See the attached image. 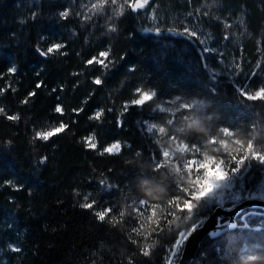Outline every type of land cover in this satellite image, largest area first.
I'll list each match as a JSON object with an SVG mask.
<instances>
[{
  "label": "trees",
  "instance_id": "16d2710c",
  "mask_svg": "<svg viewBox=\"0 0 264 264\" xmlns=\"http://www.w3.org/2000/svg\"><path fill=\"white\" fill-rule=\"evenodd\" d=\"M93 2L0 0V87L11 85L0 95V107L20 117L0 114V264H166L177 231L191 220L152 231L146 242L131 231L139 200L163 208L180 194L176 175L155 169L162 144L147 131L151 124L212 156L223 149L210 139H228L231 147L232 139L246 143L249 134L264 151V102L239 94L241 85L254 89L264 83V0H152L135 13L125 8L123 15L110 7L89 12ZM65 10L67 19L59 15ZM157 27L162 36L144 32ZM185 28L199 38L183 34ZM200 32L213 38L215 52L204 51ZM53 43L64 47L48 56L37 51ZM105 50L107 69L86 63ZM12 66L17 71L8 74ZM97 77L101 85L94 84ZM138 87L157 95L121 115ZM25 98L28 103H21ZM193 100L201 105L180 107ZM57 104L63 115L54 111ZM98 110L104 113L100 120L89 119ZM60 122L68 124L64 132L34 139L37 131ZM222 128L235 136L224 137ZM90 135L95 150L84 143ZM113 142L121 144L119 153L99 154ZM246 163L248 182L262 181L264 165ZM85 195L97 209L124 211L123 221L98 220L93 209L81 207ZM214 209H201L200 221ZM238 224L235 231L204 240L193 264H264V211L248 209ZM145 243L152 245L149 256L141 251Z\"/></svg>",
  "mask_w": 264,
  "mask_h": 264
},
{
  "label": "snow or ice",
  "instance_id": "6c2138e0",
  "mask_svg": "<svg viewBox=\"0 0 264 264\" xmlns=\"http://www.w3.org/2000/svg\"><path fill=\"white\" fill-rule=\"evenodd\" d=\"M152 3V0H95L91 3L88 8L89 12H100L106 7H110L114 15H123L125 8L130 9L132 12H138L148 8ZM207 15V12L204 13ZM59 15L65 19L69 16V10L62 11ZM191 15V13H189ZM153 18H155L153 16ZM85 19H91L90 16H85ZM229 27V25H225ZM115 30L114 28L112 29ZM153 29H148L152 31ZM157 33L161 31L159 27L154 29ZM168 31H174V29L169 28ZM189 37H198V33L194 30L185 28L184 33ZM200 43L203 44L204 40H200ZM64 47L62 43H53L46 50L41 51L40 55L48 56L60 52ZM205 52L215 51L214 49H204ZM110 50L100 51L96 56L88 59L86 63L88 65L98 64L102 68L107 69L111 61L109 60ZM61 55H66V52H61ZM239 67V65H237ZM257 68L261 67L260 62H257ZM17 71L15 66L9 67L7 69L8 74H14ZM134 71V69H130ZM73 75H77L74 73ZM256 72H251L250 76L255 77ZM2 78V75H0ZM94 84L101 85L103 81L97 77L94 81ZM37 87H40L38 84ZM8 88H11L9 84L7 87H0V95H3ZM12 91H15L12 88ZM55 91V89H53ZM239 94L241 97L247 101H261L264 102V83L257 85L254 89L249 86L241 85L239 88ZM29 97L34 96V92H30ZM156 92L154 90H144L142 88H136L132 98H130L122 107L123 112L121 115L126 113L131 107H142L145 103L152 101L156 97ZM179 99V98H177ZM87 101H85L86 103ZM23 104L28 103V99L25 98L21 101ZM201 105L200 101L193 100L192 102L182 103L180 105L183 109H195ZM160 108V111H169L160 105H157ZM54 111L56 113L64 114V108L57 104ZM73 112L83 111V109H73ZM0 114H4L8 120H19V115H8L4 108L0 107ZM103 110H98L94 115L90 116L89 119L100 120L103 116ZM173 121L169 119L167 121L168 125H171ZM68 127V124L60 122L58 126H53L48 130L37 131L35 133L34 139L39 138L41 140L47 141L49 138L62 133ZM147 131L159 134V136L168 135L167 129L164 126H158L156 124H151L147 127ZM221 133L224 137L233 138L235 136L234 131L229 128H222ZM95 136L90 135L84 139L86 147L89 149H97V143L95 142ZM169 140L175 144V150L179 152H190L193 153V157L190 159H185L182 163H175L173 160L174 152L170 151L169 148L163 147L161 156L162 161L155 162V169L159 170L160 168H167L171 170L172 174H175L177 177V190L180 194L171 196L164 207L161 208L159 204H149L147 200H139L137 206L134 209L137 220V226H134L131 231L135 232L138 236L143 235L145 242L149 239L152 231L160 232L164 228L171 230L172 225L177 221H189L192 223L187 225L186 228L177 231L176 237L170 249L169 257L166 264H174V258L177 257L181 248L184 246L185 242L189 237L197 231L198 227H201L200 215L201 209L207 207L209 204L218 201L220 205H223L224 200L226 199L225 193L227 192V199L232 200L233 202L240 201L244 199H259L264 201V186L260 190V194L257 196L255 192L244 191V179L245 174L248 171L246 166V161L256 160L261 165H264V151H258L254 145L255 134H249L247 142L241 139H232L231 143L237 145L238 147L233 151L230 149V144L228 139H210L209 144L217 145L219 150L223 149L221 156H212L207 154V152H201V148L192 145L191 147L184 143L182 140H178L176 136L169 135ZM157 144H160V140H156ZM121 150V144L119 142H113L100 151V155L105 153L113 154L119 153ZM139 155V153L137 154ZM199 157V158H197ZM46 159V158H45ZM227 161V162H226ZM5 184L12 185V181H4ZM102 184L105 182L102 180ZM14 186V185H12ZM111 187V185H108ZM234 188H238V191H232ZM84 203L81 204L82 208L93 209L95 216L100 221H105L106 218L108 221L114 225L120 224L125 216L124 211H119L118 214H113V209L111 207H102L97 209L95 200L89 201V196H84ZM158 210L161 213L159 218H157ZM147 213V214H146ZM196 217V219H193ZM231 226V225H229ZM148 227L150 231L147 234L142 232L143 229ZM216 235V233H213ZM137 241L133 240V243ZM151 244L145 243L141 251L144 256H149L151 254ZM13 251H19V249L13 248ZM129 264H133L130 260Z\"/></svg>",
  "mask_w": 264,
  "mask_h": 264
},
{
  "label": "water",
  "instance_id": "95a60500",
  "mask_svg": "<svg viewBox=\"0 0 264 264\" xmlns=\"http://www.w3.org/2000/svg\"><path fill=\"white\" fill-rule=\"evenodd\" d=\"M144 32L146 34L162 36V32L157 33L155 30L148 31V29H145ZM248 209L264 211V201L246 199L231 208L216 207L202 223V226L198 227L197 231L185 242L177 264H193L202 243L208 237L217 238L225 233L237 230L239 227V216ZM213 233H216V235H213Z\"/></svg>",
  "mask_w": 264,
  "mask_h": 264
},
{
  "label": "rangeland",
  "instance_id": "374dc122",
  "mask_svg": "<svg viewBox=\"0 0 264 264\" xmlns=\"http://www.w3.org/2000/svg\"><path fill=\"white\" fill-rule=\"evenodd\" d=\"M200 35H202V39L204 40V43L207 45L208 49H212L211 48V40L213 39L212 37H210L209 35H205V34H201L200 32ZM209 52H215V51H209ZM221 60V59H220ZM153 136L157 139L160 140L161 144L164 145L165 148H169L170 151H173L174 152V156H173V160H176L175 158H177V160L175 161L176 163H182L185 159H190L193 157V153H190V152H179V151H176L175 150V144H173L170 140H169V136L168 135H164V136H159L158 133H156L155 131L152 132ZM238 146L233 144L230 149L231 150H235ZM202 152V151H201ZM204 152V151H203ZM214 156H220V155H214ZM199 158V157H197ZM227 162V161H226ZM247 162V161H246ZM246 166H247V163H246ZM248 172V171H247ZM262 186H264V179L262 181H260L259 183L257 184H251L248 182L247 180V173L245 174V179H244V191L247 192V191H252V192H255L257 194V196L260 194V190L262 188ZM239 189L238 188H234L232 191H238ZM225 196H226V199L224 200L223 202V207H227V208H231V207H234L236 204L240 203L241 201L243 200H246L243 198V194H242V198L240 201H237V202H233L232 200L230 199H227V192L225 193ZM217 204V205H216ZM209 205H214L215 208L218 207V206H221L220 203L218 201L216 202H213ZM207 218V217H206ZM205 218V219H206ZM205 219H203L202 221H200V223L202 224ZM183 248V247H182ZM181 248V249H182ZM181 251V250H180ZM180 252L178 253L177 257L174 258V264H176V261L178 260V258L180 257L179 256Z\"/></svg>",
  "mask_w": 264,
  "mask_h": 264
},
{
  "label": "bare ground",
  "instance_id": "6f19581e",
  "mask_svg": "<svg viewBox=\"0 0 264 264\" xmlns=\"http://www.w3.org/2000/svg\"><path fill=\"white\" fill-rule=\"evenodd\" d=\"M217 205V204H216ZM182 250V249H181ZM181 253H182V251H180ZM170 253V252H169ZM181 253L179 254V256H181ZM168 257H169V254H168V256H167V259H168ZM167 259H166V262H167ZM179 259H180V257L178 258V260L176 261V264L178 263V261H179Z\"/></svg>",
  "mask_w": 264,
  "mask_h": 264
}]
</instances>
